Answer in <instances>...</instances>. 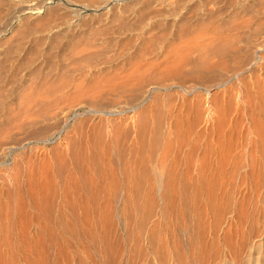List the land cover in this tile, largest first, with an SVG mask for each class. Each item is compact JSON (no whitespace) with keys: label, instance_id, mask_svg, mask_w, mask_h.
<instances>
[{"label":"rangeland","instance_id":"rangeland-1","mask_svg":"<svg viewBox=\"0 0 264 264\" xmlns=\"http://www.w3.org/2000/svg\"><path fill=\"white\" fill-rule=\"evenodd\" d=\"M74 1L112 6L0 0V264H264V0ZM128 3L166 12L163 30L186 17L230 35L125 54L112 37ZM73 37L95 49L39 54ZM41 188L59 242L38 248L24 222Z\"/></svg>","mask_w":264,"mask_h":264},{"label":"bare ground","instance_id":"bare-ground-1","mask_svg":"<svg viewBox=\"0 0 264 264\" xmlns=\"http://www.w3.org/2000/svg\"><path fill=\"white\" fill-rule=\"evenodd\" d=\"M67 1V3H68V0H66ZM101 0H99V2H100ZM112 1H116V0H112ZM127 1V0H126ZM149 1V3L151 2H158V1H162V0H148ZM174 1V0H173ZM71 2V4H73V5H77L78 7L80 6V8L82 9H85V10H89V9H91L92 8V10L93 11H97V10H99V9H102V8H108L111 4H110V1H105V3H101V4H98V5H93L92 3V5H89V4H86V3H83V2H78V1H74V0H71V1H69V3ZM68 3V4H69ZM173 3V2H172ZM114 4V3H113ZM129 5L128 6H126L125 7V9H123L124 11H123V14H122V19H121V24L120 25H118V27L117 28H114L113 29V33L115 34V37H112V38H114L113 40H115L114 42H115V46L117 47V45H118V48L117 49H119L120 50V52H123V53H130V52H128V50H135L137 53L139 52V50L141 51V49L146 45V47H148V46H150V45H152V44H154V43H159V42H161V43H159V44H162V43H168V44H171V46L172 45H178V43H179V48L181 49V51L182 52H184V53H186V52H188V51H190L191 53H192V51L194 52L195 50H190V49H196V50H199L200 49V51H198V52H202L203 51V49H206V46L208 45L207 43L208 42H212L213 40H214V38H221L220 36H223L222 37V39H224V40H228V37H229V35H227V36H225L226 35V33L224 32V34L223 35H221V34H219V32L216 30V31H214V33H213V31H204V30H201V27L203 26L204 27V23H200V25L198 26V27H194V29L192 28L193 26H191L190 28H186V27H184L186 24L188 25H192V22H193V20L194 19H190V18H186V17H184L183 19H180V18H178V19H180V20H177V19H173V25H172V30H170L169 28H168V26H165V28H164V30H163V28H162V23L159 21V19L160 18H162V17H165V15L167 16V14H166V12H163V11H155V12H152V11H149L147 8H136V7H134V5H131L130 3H128ZM134 4V3H133ZM76 6V7H77ZM93 6V7H92ZM112 6V5H111ZM35 9V8H34ZM40 8H38V10H39ZM79 9V8H78ZM37 9H36V12L38 11ZM110 10V9H109ZM40 11V10H39ZM38 11V12H39ZM76 11H77V9H76ZM79 11V10H78ZM78 11H77V13H76V15L78 16V17H80V15H79V13H78ZM28 12H30L31 13V11H28ZM33 12V11H32ZM83 12V11H82ZM39 13H41V12H39ZM33 14H34V12H33ZM81 14V13H80ZM40 15V14H39ZM48 16V15H47ZM73 16V15H72ZM49 17V16H48ZM82 17H84V16H82ZM179 17V16H178ZM51 18H53L52 16H51ZM51 18H48V20H47V22L45 23L46 24V26H47V29H49V30H53L54 31V29H55V31H57V27H61L64 23H66V20H68V19H64V18H55V15H54V18L53 19H51ZM74 18H75V16H74ZM49 19H51V20H49ZM73 19V18H72ZM79 19V18H78ZM116 19V18H115ZM45 20V19H44ZM45 20V21H46ZM81 20V19H80ZM167 20V19H166ZM197 20V18H195V21ZM201 20V22H202V19H199V20H197L198 22ZM69 21V20H68ZM79 21V20H78ZM163 21V20H162ZM194 21V22H195ZM71 23H73L72 21H70ZM70 22H69V24H70ZM74 22H75V20H74ZM68 23V22H67ZM66 23V24H67ZM164 23H166L165 21H164ZM168 24H169V22H167ZM172 23V22H171ZM43 24H44V22H43ZM42 24V25H43ZM178 24H181L180 26H179V28H176V25H178ZM195 24V23H194ZM41 25V26H42ZM59 25H61V26H59ZM71 25V24H70ZM165 25V24H164ZM189 25H188V27H189ZM65 27H66V25H65ZM170 27V26H169ZM42 28V27H41ZM43 28H44V25H43ZM63 28H64V26H63ZM174 28V29H173ZM192 28V29H191ZM48 30V31H49ZM59 30V29H58ZM160 30H162V31H160ZM213 33V35H212V33ZM50 33H52V31H50ZM216 34V35H215ZM228 34V33H227ZM59 35V34H58ZM83 35H86L85 33H83ZM218 35V36H217ZM220 35V36H219ZM82 36V35H81ZM114 36V35H113ZM54 37V36H53ZM55 38V37H54ZM102 38V37H101ZM104 38V37H103ZM109 39H110V37H108ZM173 39H175L176 40V42L174 41V43H170V42H173L172 40ZM84 38H70L68 41H66V42H62L61 41V43H59V42H57V41H53V42H51V45L50 46H48L47 48H44V50H39V54H41L42 56L44 55V56H48V58L50 59L49 61H51V63L54 61V62H56V59L55 58H57L58 57V59L60 60V58L62 59L64 56H68V55H71V54H68L67 52H70V53H73V54H75L76 52H80L79 53V55L80 54H82V53H84V51L86 52L87 50H88V48H89V50L90 49H95L94 48V46H93V48H91V46H87L85 43L86 42H84ZM90 40V39H89ZM92 40V39H91ZM91 40L89 41V43L91 42ZM104 40H106V38L104 39ZM209 40V41H208ZM216 40V39H215ZM214 40V41H215ZM218 40V39H217ZM223 40V41H224ZM80 41L82 42H84V44H81L80 43ZM87 41V40H86ZM94 41H96V40H92V42H94ZM99 40H97L96 42L97 43H99L98 42ZM102 41H103V39H102ZM112 41V40H111ZM214 41L212 42V43H214ZM230 41V40H229ZM96 42H95V44H96ZM106 42L107 43H109V45H110V43L111 42H109V41H107L106 40ZM125 42H126V44H125ZM105 42L103 41V44L100 42V44H102V45H105L106 46V44H104ZM207 45H206V44ZM100 44L98 45V44H96V45H98V46H100ZM112 44V43H111ZM114 44V43H113ZM167 44V45H168ZM215 44V43H214ZM93 45V44H92ZM96 45H95V47H96ZM97 46V47H98ZM113 46V45H112ZM159 46V45H158ZM170 46V45H169ZM97 47H96V49H97ZM107 47H110V46H108V44H107ZM104 48H106V47H104ZM111 48V47H110ZM139 48V49H138ZM149 48V47H148ZM152 48V47H151ZM170 48V47H169ZM202 48V49H201ZM85 49H87V50H85ZM180 49H178V50H180ZM235 49H237V50H239L238 48H235ZM234 49V50H235ZM84 50V51H83ZM98 50V49H97ZM176 50V49H175ZM216 50V49H215ZM230 50V49H229ZM82 51V52H81ZM205 51V50H204ZM206 51L207 52H209V49H206ZM236 51V50H235ZM75 52V53H74ZM94 52V51H93ZM142 52V51H141ZM225 52V51H224ZM238 52V51H237ZM237 52H235V54L237 53ZM241 52V51H240ZM245 52H248V50H246ZM78 53H76V55L78 54ZM96 53V52H95ZM102 53V52H101ZM203 53V52H202ZM217 53H219V52H217ZM239 53V52H238ZM237 53V54H238ZM86 54V53H85ZM244 54H246V53H244ZM250 54V53H249ZM240 55V54H239ZM243 55V54H242ZM95 56V55H94ZM247 56V55H246ZM29 57V56H28ZM39 57V56H38ZM41 57V56H40ZM90 57V56H89ZM29 58H31V57H29ZM44 58V57H43ZM42 58V59H43ZM48 58H47V60H48ZM66 58V57H65ZM64 58V59H65ZM92 58V57H91ZM32 59V58H31ZM30 59V60H31ZM55 59V60H54ZM57 59V60H58ZM89 59V58H88ZM30 60H28L27 62H24V63H26V64H24V63H22V64H24V65H29L30 63H29V61ZM45 60H46V58H45ZM44 60V61H45ZM46 60V61H47ZM210 60V59H209ZM32 61V60H31ZM53 62V63H54ZM208 62V61H207ZM235 62H237V60L235 61ZM240 62V61H239ZM241 62H243V61H241ZM209 63H211L210 61H209ZM224 63V62H223ZM226 63V62H225ZM55 64V63H54ZM54 64H51V65H54ZM80 65V64H79ZM211 65H212V63H211ZM210 65V66H211ZM228 65V64H227ZM227 65H222L223 66V68H227L228 66ZM235 65H239V63L238 64H235ZM23 66V65H22ZM34 66V65H33ZM210 66L208 67V68H210ZM222 66L221 67H218V68H222ZM226 66V67H225ZM14 67V66H13ZM215 67H217L216 65H215ZM231 67V66H230ZM236 67V66H235ZM134 68V67H133ZM206 68V67H205ZM237 68V67H236ZM138 69V68H137ZM136 69V70H137ZM204 69V68H203ZM224 69V70H225ZM229 69H231V68H229ZM130 70V69H129ZM139 70V69H138ZM137 70V71H138ZM217 70H219V69H217ZM175 71V70H174ZM221 70H219V72H220ZM223 71V70H222ZM137 73V72H136ZM34 75V74H33ZM4 77V76H3ZM7 78V77H6ZM9 81V80H8ZM6 82H7V80L6 79H1V76H0V91L2 90V88H4L5 87V85H6ZM4 90V89H3ZM44 92V91H43ZM45 96V95H44ZM1 126V125H0ZM2 129V128H1ZM197 144V143H196ZM193 150V149H192ZM114 174V173H113ZM170 174V173H169ZM109 175V174H108ZM174 176H175V174H174ZM116 180V179H115ZM115 180H112V181H115ZM166 185V184H165ZM159 186V185H158ZM74 187V186H73ZM169 187V186H168ZM139 188V187H138ZM165 188V187H164ZM163 188V189H164ZM43 191L45 190V189H43V188H41ZM47 190H45L44 192H43V194H45V195H41V193H40V191L41 190H38V189H34V191L35 190H37L39 193H40V195L38 194V193H35L34 191H33V189L31 190L30 189V193L32 194V191H33V193H35V194H32V196H30L31 197V199H32V202H31V212H32V215H30L31 217H28V218H25V222H24V224H27V222L29 221L30 222V225L31 224H35V226L37 225V231H36V234L38 235V237H35L34 235H32V236H30V235H28V236H24V237H26V238H30L29 240H31V241H33V247L36 245L38 248L40 247V246H43L44 245V243H45V241L46 240H48V239H45V237H47V236H45V234L47 233V235H48V238H49V236L51 237V240H53V241H49V242H51V244H52V242H54L55 240L53 239V236H54V225L57 223L56 222V219H53V218H49L50 216H48V215H50V213L48 214V211H49V209L51 210V208L53 207L52 205H53V191L54 190H51V189H48V188H46ZM122 189V188H121ZM127 189V188H126ZM166 189V188H165ZM170 189V188H169ZM114 190H117V189H114ZM120 190V189H119ZM137 190V189H136ZM135 190V191H136ZM172 190V189H171ZM179 190V189H178ZM127 191V190H126ZM130 191V190H129ZM128 191V192H129ZM172 191H174L175 192V190H172ZM67 193L69 192V191H66ZM157 192V191H156ZM165 192V191H164ZM146 193V192H145ZM166 193V192H165ZM171 193V192H170ZM69 194V193H68ZM132 194V193H131ZM135 194V193H134ZM143 194V193H142ZM172 194V193H171ZM177 194H179V193H177ZM185 194V193H184ZM65 195L67 196V194L65 193ZM133 195V194H132ZM150 195V194H149ZM154 195H156V194H154ZM153 195V196H154ZM176 195V194H175ZM41 196V197H40ZM66 196H64L65 197V199L64 200H67L66 199ZM96 196V195H95ZM111 196V195H110ZM142 196V195H141ZM151 196V195H150ZM166 196V195H165ZM173 196V195H172ZM179 196V195H178ZM89 197H90V195H89ZM140 197V196H139ZM149 197V196H148ZM161 197V196H160ZM176 197V196H175ZM67 198H69V197H67ZM91 198V197H90ZM150 198V197H149ZM172 198V197H171ZM93 199H94V197H93ZM128 199V198H127ZM137 199V198H136ZM152 199H154V198H152ZM166 199V198H165ZM179 199V198H178ZM113 200V199H112ZM42 201V202H41ZM45 201H50V203H47V204H45L44 202ZM69 202V201H68ZM87 202V201H86ZM129 202V201H128ZM44 203V204H43ZM71 203H69V205H70ZM63 205V204H62ZM26 206V205H25ZM26 208V207H25ZM144 208V207H143ZM26 209H24V211H25ZM33 210V211H32ZM22 211H23V209H22ZM27 211V210H26ZM25 211V212H26ZM24 213V212H23ZM51 213L53 214V212L51 211ZM21 214V213H20ZM51 214V215H52ZM26 217H27V214L25 215ZM48 216V217H47ZM53 216V215H52ZM69 216V215H68ZM56 218V217H55ZM27 221V222H26ZM48 222L52 225V226H50L49 224H48ZM63 222V230L64 231H67L68 233H70L71 232V229H70V227H73V226H71V224H69V222L66 220V221H62ZM80 222H82V221H80ZM29 224V223H28ZM28 224L24 227V231H26V233L27 232H30V231H28L29 229H27L28 227ZM54 224V225H53ZM80 226H81V223L79 224ZM90 225V224H89ZM57 226H59V225H57ZM75 226V225H74ZM27 227V228H26ZM83 227H84V224H83ZM88 227V226H87ZM56 228V227H55ZM76 228H78L77 226L75 227V229ZM22 229H23V226H22ZM27 229V230H26ZM74 229V228H73ZM82 229V228H81ZM22 231V230H21ZM56 232V231H55ZM58 233V232H57ZM72 233V232H71ZM70 233V234H71ZM23 234H24V232H23ZM35 234V233H34ZM63 234H66V232L64 233L63 232ZM149 234L151 235V232H149ZM26 235V234H25ZM36 235V236H37ZM30 236V237H29ZM62 236V235H61ZM65 236H67V235H64V237ZM82 236H84V235H82ZM70 237V236H69ZM68 236H67V238H69ZM72 237V236H71ZM81 237V236H80ZM66 238V237H65ZM84 238V237H83ZM87 238H89V235L87 236ZM149 238V237H148ZM55 239H57V238H55ZM150 239V238H149ZM61 240V239H60ZM63 240H64V238H63ZM66 240V239H65ZM65 240H64V242H65ZM89 240H90V238H89ZM91 241V240H90ZM95 241V240H94ZM48 242V243H49ZM55 242H57V241H55ZM59 242V241H58ZM58 242H57V244H58ZM63 242V243H64ZM68 242V241H67ZM69 243V242H68ZM67 243V244H68ZM89 243H91V242H89ZM20 244V243H19ZM47 244V242L45 243V245ZM53 245V244H52ZM51 245V246H52ZM55 245V244H54ZM59 245H60V243H59ZM62 245V244H61ZM73 245V244H72ZM71 244H69V246L71 247L72 246ZM50 245H48L47 247H49ZM50 246V247H51ZM68 246V247H69ZM108 246V245H107ZM44 247V246H43ZM56 247V246H55ZM62 246H60V248H61ZM28 249L30 248V246H28L27 247ZM36 248V247H35ZM46 248V247H45ZM48 249V248H47ZM46 249V250H47ZM50 249V248H49ZM51 249H54V247L53 248H51ZM63 249V248H62ZM67 249V248H66ZM31 250V249H30ZM36 250V249H35ZM43 250V249H42ZM54 250H56V249H54ZM57 250H58V248H57ZM60 250V249H59ZM58 250V251H59ZM44 251V250H43ZM57 251V252H58ZM62 251V250H61ZM30 252V251H29ZM60 252V251H59ZM42 253V252H41ZM62 253V252H61ZM59 253V255H62V254H64V253ZM67 253V252H66ZM58 255V256H59ZM64 255H66V254H64ZM63 255V256H64ZM67 255H68V253H67ZM67 255H66V259H67ZM69 257V256H68ZM58 258V257H57ZM59 258H60V256H59ZM61 258H62V256H61ZM60 258V259H61ZM63 258H65V257H63ZM65 259V260H66Z\"/></svg>","mask_w":264,"mask_h":264}]
</instances>
